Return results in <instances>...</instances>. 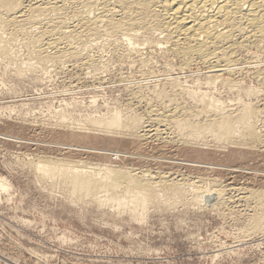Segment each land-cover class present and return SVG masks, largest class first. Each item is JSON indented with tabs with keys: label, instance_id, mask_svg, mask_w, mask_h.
I'll list each match as a JSON object with an SVG mask.
<instances>
[{
	"label": "rangeland",
	"instance_id": "374dc122",
	"mask_svg": "<svg viewBox=\"0 0 264 264\" xmlns=\"http://www.w3.org/2000/svg\"><path fill=\"white\" fill-rule=\"evenodd\" d=\"M157 32L159 36H155L165 41L158 44L159 47L142 40L141 45V41L136 40L135 46L124 40L126 44L123 46L121 41L117 42V36L114 38L116 43H108L105 36L97 38L98 41L92 38L94 42L91 38L83 37L82 43L87 42L81 44V50L77 49L78 45L68 46L67 50L61 46L60 49L69 54L61 57V61L48 60L46 63L34 57L28 60L31 57L27 55V49L19 44V56L23 57L17 58V64L26 69L23 75L14 70L15 64L0 58V177L7 183V189L0 190V264H264V228L247 233L251 232L247 227L256 204L250 198L249 203L245 197L247 193L238 190L241 186L264 190L263 173L249 174L229 168L194 169L183 164L159 167L150 161L147 162L150 169L156 168L154 170L157 171L163 167L162 170L168 172L174 167L171 173L176 170L175 175L185 174V178L192 181L203 174L206 179L220 178L219 181L227 187V203L215 210L193 205L186 199L174 200L164 196L156 203H149L144 211H139L126 204L120 208L115 201L99 205L88 198L72 199L62 189L51 188L49 182L41 178V173L30 165L43 154L56 159L61 156L70 159L73 155L71 160L83 159L81 162L85 163L106 162L139 168L143 164L135 157L116 160L106 151H128V144H107L95 137L100 136L95 131H91L88 134L90 137L85 140L73 137L69 133L73 130L70 124L75 120L86 121L98 117L110 110L135 113L147 120L150 103L165 111L163 109L166 107L162 109L163 102L157 99L155 89H162L170 80L188 89L186 94L178 93L175 96V104L181 106L191 105L192 109H196V106H201L199 98L203 96L206 103L212 100L225 106L228 111L236 109L243 102L264 107V42L255 45L251 40L245 42L248 45L236 48L232 55L233 71L213 81L208 78L210 73L205 63L195 59L185 65L182 56L169 52L167 48L171 44L162 38L164 34ZM22 37L24 40V35L19 39ZM236 39L240 42L241 37ZM70 48L80 52L70 54L73 52H69ZM87 57L102 63L103 70H94L88 64ZM27 63H33L34 67ZM247 90H253V94L246 96ZM190 91L194 98L189 96ZM63 119L66 124H62ZM56 133L58 136H55ZM104 144L108 147L111 145V148ZM176 147L174 145L173 148ZM212 151L214 153H210L203 162L230 168H253L256 165L264 171V149L263 154L259 152L261 156L255 158L254 155L242 160L229 158L218 149ZM102 155L105 156L103 159ZM239 194H244L243 198Z\"/></svg>",
	"mask_w": 264,
	"mask_h": 264
},
{
	"label": "bare ground",
	"instance_id": "6f19581e",
	"mask_svg": "<svg viewBox=\"0 0 264 264\" xmlns=\"http://www.w3.org/2000/svg\"><path fill=\"white\" fill-rule=\"evenodd\" d=\"M53 12L55 13L52 15ZM156 32L164 34L163 37L160 36L171 44L170 48H167L169 52L182 56L184 58L183 63L186 62L185 65L195 59L205 63L210 73L207 76L214 81L233 71L232 55L235 53L236 48H242L240 46H244L245 42L251 40L255 45L264 42V0H0V58L13 65L15 64L16 69L14 70L22 75L26 72V69L24 66H18L17 64V58L22 56H19L20 51L17 47L19 44L27 49V55L31 57L30 59L28 57V60L31 61L34 57L46 63L48 60H60L61 57L69 54L64 51L65 47L67 50L68 46L78 45L77 49H79L81 44L84 45L87 42L84 38L85 42L82 43L81 38L83 37L96 40L105 36L108 43H112L115 42L114 38L117 36L119 38L115 39L118 43L120 41L123 43L125 40L130 45L135 46L136 40L137 42L142 40L158 46V44L165 41H161V38L156 37ZM21 35H24V40L23 37L21 40L19 39ZM238 37H241L242 41H237L236 38ZM91 40L90 43L94 42L93 40L91 42ZM142 41L140 45L143 44ZM123 44L125 46L126 43ZM106 45L109 44L106 43ZM61 46L64 47V50L60 49ZM23 47L21 48L23 49ZM52 49L55 50L52 52ZM56 49L59 50L56 51ZM77 49L71 50L73 52L70 54L76 55L77 51L81 50ZM87 58H89L88 64L94 70H103L102 63L96 62L93 58ZM21 61L18 60L20 63ZM33 63H31L32 66ZM36 64L38 65L39 62ZM171 81L173 80L162 86V89H155L156 94H158L157 99L163 102L160 103L162 109L166 107L168 110L165 108L163 109L165 111H161L160 108L153 107L152 103L149 102L151 106L147 107L149 108L147 120L142 119V116L139 117L140 115H134L135 113L129 114L120 110H110L98 117L89 118L86 121L75 120L70 124L73 130L70 129L72 132L69 133L73 137L85 140L90 137L88 134L91 131H95V133L100 134V136L95 135V137L107 144L114 146H126L128 144V147H130L128 151L111 149L106 151H109L110 155L115 157L116 160L135 157L134 159H138V162L140 161V164H143L139 168L106 162H99L98 164L90 162V165V163L81 162L83 159L79 161L78 159L71 160L73 155H70V159L67 157V159H63L62 156L56 159L57 157L49 158L47 155L42 156L43 154H40V159L37 158V161L31 162L30 165L34 167V170L36 169L41 173V178L49 182L51 188L62 189L72 199L88 198L99 205L115 201L120 208L121 205L126 204L134 210L139 209L140 211L142 209L144 211V208L150 205L149 203H154L156 200L158 201V199L167 196L169 199L172 197L174 200L178 198L189 200L191 204L196 206L220 208V206L227 203H225L227 187L223 182L222 185L219 181L220 178L206 179L203 174V176H196L198 179L192 181L188 177L185 178L184 173V176L182 174L175 175L176 170L171 173V169L164 172L163 167L157 171H155L156 168H154L155 170L150 169L148 168L150 163L147 164V162H155L153 164L159 167L167 164L172 166L183 164L187 168L189 166L190 168L194 167V169L211 168L218 170L229 168L233 171H244L249 174H264V171L256 165L253 168H247L248 166L230 168L203 162V159L209 156L210 153H214L212 149H218L226 153L229 158L238 160L254 155L255 158L261 156L264 153V151L262 153L264 149V107L243 102L242 105L240 104L241 106L228 111L225 106L215 104L212 100L206 103L203 96L199 98L201 106H196V109L194 107L192 109L191 105L190 108L181 106L175 104L174 101L177 100H175V96H178V93H185L188 89L185 86L178 85L175 81L171 83ZM245 93L246 96H250L253 94V90H247ZM189 96L195 97L191 91ZM61 122L66 124L64 119ZM257 122L260 124L259 126ZM66 127L68 129V126ZM74 128L77 130L74 131ZM101 133L105 134V137L103 135L101 137ZM55 136H58L57 133ZM174 145L177 146L175 149L173 148ZM108 148H111V145ZM103 157L105 156L102 155L101 159ZM258 161L260 160L258 159ZM263 161L262 163H264ZM232 165L236 166L235 163ZM195 173L197 174V172ZM246 177L248 176L246 175ZM255 184H258V182ZM252 187L241 186L238 188L240 192L247 193L245 197L248 200L250 198L256 204V210L249 218V227H247L251 232L247 233H254L264 228V190ZM230 188L232 187L230 186ZM2 189H7V183L0 177V190ZM238 190L236 191L239 192ZM188 196L191 197L188 198ZM227 196L229 197V195ZM230 197L232 198V196ZM248 200L246 199V201Z\"/></svg>",
	"mask_w": 264,
	"mask_h": 264
}]
</instances>
